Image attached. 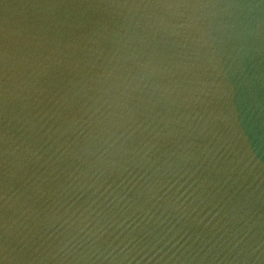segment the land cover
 Masks as SVG:
<instances>
[{
	"label": "water",
	"instance_id": "1",
	"mask_svg": "<svg viewBox=\"0 0 264 264\" xmlns=\"http://www.w3.org/2000/svg\"><path fill=\"white\" fill-rule=\"evenodd\" d=\"M0 264H264V0H0Z\"/></svg>",
	"mask_w": 264,
	"mask_h": 264
}]
</instances>
